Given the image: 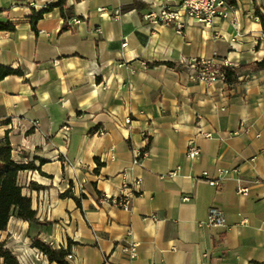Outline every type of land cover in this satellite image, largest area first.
Wrapping results in <instances>:
<instances>
[{
	"label": "crops",
	"instance_id": "1",
	"mask_svg": "<svg viewBox=\"0 0 264 264\" xmlns=\"http://www.w3.org/2000/svg\"><path fill=\"white\" fill-rule=\"evenodd\" d=\"M178 1L68 0L69 31L54 9L36 34L33 14L59 0H0V22L16 27L0 33V67L24 74L0 82V142L35 166L19 184L40 223L12 218L0 233L19 264H51L35 238L68 264H264V0H235L211 27L187 20L182 36L145 21ZM195 59L227 66L235 83L191 81L180 62ZM125 185L127 210L97 205ZM69 190L81 208L61 198ZM212 208L225 227L209 225Z\"/></svg>",
	"mask_w": 264,
	"mask_h": 264
},
{
	"label": "built area",
	"instance_id": "2",
	"mask_svg": "<svg viewBox=\"0 0 264 264\" xmlns=\"http://www.w3.org/2000/svg\"><path fill=\"white\" fill-rule=\"evenodd\" d=\"M235 0H179L175 6L160 5L157 11L151 10L144 18L147 23L154 27H169L176 31L179 35H183L187 20L205 26L211 27L217 20H226L234 11L233 3ZM264 16V13L260 11ZM118 15V12H115ZM259 21L260 19L257 18ZM124 44L123 47H125ZM180 65L185 67L189 73L191 81L214 85L218 83H226V75L221 68H228L227 66H217L210 61L204 60H181ZM39 123H35L38 126ZM243 131L248 132V129L243 126ZM200 156V150L195 141L191 140L188 144L187 157L191 160H197ZM141 154L135 153V164L139 162ZM180 169L178 168L172 172L167 179H174L179 176ZM231 172L223 170L221 178L229 176ZM203 178H207V174H203ZM141 184V180L135 182L136 186ZM211 187L220 189L218 182L209 181ZM123 195L119 198H111L107 195H102L98 198L97 205L102 206L106 203H111L117 208L127 210L131 196L127 194L128 186H123ZM240 195H247V190L239 191ZM185 202H190V198H184ZM208 223L215 228H223L226 226V220L222 212L216 208L210 209L208 213ZM127 252L130 254L131 260L137 257V245L129 246ZM40 257H44L42 254ZM45 258V257H44ZM71 259V258H69Z\"/></svg>",
	"mask_w": 264,
	"mask_h": 264
},
{
	"label": "trees",
	"instance_id": "3",
	"mask_svg": "<svg viewBox=\"0 0 264 264\" xmlns=\"http://www.w3.org/2000/svg\"><path fill=\"white\" fill-rule=\"evenodd\" d=\"M54 9H59L64 24L61 32L69 31L68 21L74 17L72 8L68 6V0H59L57 5L45 9L42 13H34L31 18V27L33 31L38 34V24L43 20L44 16L51 13ZM259 21L263 26L264 31V17L257 13ZM16 32V27L12 23L0 22V33L13 34ZM157 66L173 67V64H157ZM226 75V84L232 85L236 81V73L229 68H221ZM256 71L264 70V62L257 63L255 65ZM9 77H24L23 72L20 69L14 70L9 67H0V82ZM35 170V166L32 163L23 165L15 161L13 157V149L8 139L0 142V233L7 231L9 222L12 218L17 220L40 224L36 219V213L32 210L31 201L23 198L21 194V186L19 184V176L28 171ZM33 190H40V187L33 185ZM61 198L72 199L78 208H81V201L83 197L78 199L74 197L71 190L61 195ZM42 225V224H41ZM32 248L40 252L51 264H68L66 259L68 252L56 250L52 246L43 243L38 238H35L32 242ZM0 264H19L18 258L13 252L7 248L6 242L0 239Z\"/></svg>",
	"mask_w": 264,
	"mask_h": 264
}]
</instances>
